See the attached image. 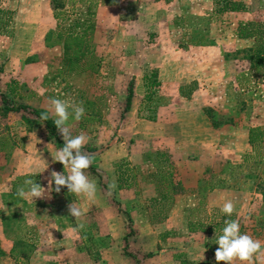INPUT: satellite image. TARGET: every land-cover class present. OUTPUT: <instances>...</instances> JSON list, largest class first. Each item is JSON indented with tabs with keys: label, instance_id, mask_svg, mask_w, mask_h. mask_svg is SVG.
Segmentation results:
<instances>
[{
	"label": "rangeland",
	"instance_id": "374dc122",
	"mask_svg": "<svg viewBox=\"0 0 264 264\" xmlns=\"http://www.w3.org/2000/svg\"><path fill=\"white\" fill-rule=\"evenodd\" d=\"M59 1V10L65 15L56 19L52 31L65 33L71 28L81 33L85 29V39L94 55L83 57L69 69L61 53L59 64H51L61 69L58 78L46 87L47 94L38 104L31 99L32 104L23 109L31 117L30 127L14 113L10 129L0 133V144L10 146L9 142L14 141L21 149L19 154L11 147L0 152V264H179L180 257L196 264H217L214 253L220 232H190L187 221L193 208L194 219L206 225L215 222L226 200L234 204V220H239L241 234H249L264 244V135L247 147L234 130L235 124L243 122L264 131V75L252 70L251 63L246 58L242 61L239 53L234 55L237 72L227 70L213 83H205L199 95H193V75L180 86L176 80L168 85L160 80L145 90L151 93L144 94L139 108L130 114L124 112L128 84L117 78L127 70L115 69L117 62H111L114 58L120 62L123 54L113 52L111 56L109 49L112 46L121 52L123 44L127 45L121 32L114 38L118 29L135 31L139 38L152 33L142 48L152 49L155 59L160 58L158 50L168 51L183 42V46L197 41L206 45L210 37L221 43L227 40L226 45L235 47L237 42L231 33H236L238 21L264 24V0H236L244 8L232 13L218 12L223 0H117L113 5L102 0ZM206 1L208 5L203 6ZM33 3L36 2L0 0V32L10 36L15 24L28 31L27 22L13 25L12 17L21 14L28 19ZM184 23L186 30L179 27ZM50 34L45 43L57 50L61 46L51 44ZM160 34L163 37L157 39ZM98 46L107 49V67L112 68H106L105 75L104 71L99 75L82 73L79 66L96 63ZM35 70V66L26 68L27 79L35 75ZM241 71L244 78L237 83L235 77ZM154 72L157 80L158 72ZM32 87L28 85L26 90L33 91ZM50 98L71 100L84 108L79 121L69 116L68 127L73 136L85 134L87 142L82 151L94 154L91 166L97 174L85 170L97 186L94 200L76 196L66 187L59 193L47 191L45 177L52 170L64 171L59 162L43 166L41 172L12 178L15 167L11 159L53 160L51 153L62 147L44 122L31 113L33 109L45 113ZM9 100L5 98L3 103H22ZM30 128L34 133H29ZM57 134L63 141L58 131ZM120 163L134 174L128 188L117 187L115 166ZM170 178L181 182V193H172L173 200L160 201V205L153 200L156 189H165ZM26 179L44 187L45 197H18L16 190L24 186ZM111 183L116 187L109 194ZM69 203L83 210L79 220L69 215ZM161 217V221L154 222ZM18 240L33 245L29 258L36 255L32 263L29 258L17 256L21 250ZM148 252L153 255L144 256ZM254 264H260L256 257Z\"/></svg>",
	"mask_w": 264,
	"mask_h": 264
},
{
	"label": "crops",
	"instance_id": "0c3cea01",
	"mask_svg": "<svg viewBox=\"0 0 264 264\" xmlns=\"http://www.w3.org/2000/svg\"><path fill=\"white\" fill-rule=\"evenodd\" d=\"M200 1L203 3V0ZM34 2L36 3H33L30 8L32 16H29L28 19H24V16L21 14H18V16L13 15L12 17L14 20L13 25L15 23L21 25L22 23L27 22L28 31H24L22 27H18L15 24V30L10 36L2 31L0 32V133L3 129H10V119L14 118V113H17L19 117H21V123L30 127V121H25L23 119V115L27 116V113L24 112L23 109L17 111H4L2 109L3 100L5 101V98L8 100L9 98L18 99L19 102H22L21 104L26 105L32 104L31 102H33V100L31 99H36L38 104V102L44 98L43 95L47 94L46 87L55 82L61 71V69H55L56 67L51 66L53 63L59 64L62 53L61 47H58L57 50H55L53 47L45 43L47 35L52 32L57 24L51 8V3L49 0H34ZM206 5H208V1L203 4V6ZM1 6L2 5H0V8L2 9L3 7ZM199 6L202 7L201 4H199ZM28 14L31 13L28 12ZM123 24L127 23L123 22ZM186 25L187 24L184 23V25H180L179 27L180 29L186 30L184 28ZM120 32L123 34L120 37L128 40L126 41L127 43H125L127 45L123 44L121 52H118V49L112 46H110L109 49L112 52L111 56H114L113 52L123 54V58L121 57V59H119V61L121 60L120 62H118V59L116 58L112 59L111 62H117L115 63L116 65H113L116 66L115 69H120L121 71L127 70V73L122 72L120 76L117 75V78L121 79L123 84H129L131 82L133 85V97L131 106L128 110L130 114L139 108V103H141L142 97L147 93L145 90H147L148 79L151 76L153 77L154 70L158 72L157 81L159 82L162 80V82L167 85L174 83L175 80L179 86L185 85L187 84L186 80L189 75H193V77H191L194 80L192 81L193 87H195L193 95L197 96L202 92L205 83H207V85L210 82L213 83L214 79L217 80L222 76L221 74L226 73L227 70L233 73L237 72L235 69L236 59L233 56V51L235 52V50L238 49L243 50L244 48H248L252 46L250 44L251 41H254L253 38H240L236 33L232 32L231 37L233 36L237 42L235 47H233L231 43L226 45V42H229L227 40H224L223 43H221V41L210 37L206 45H201L199 41H197L196 43L191 42L189 44L186 42L187 45L183 46V42L181 45L178 44L176 48L171 47V50L168 51L158 50L156 52L159 53L160 51V58L156 57L155 59V53L152 49L142 48L144 47V43H146V39L148 40L149 37H152V33L149 36L139 38L135 31L118 29L115 32L114 38H118V33ZM184 34L186 33L184 32ZM162 37L163 34H160L157 39H161ZM230 42H233V40ZM95 51L97 52V56H99L96 59V63L89 62L85 66H79V69L83 70L82 73L89 74L91 72H97L98 75L100 71H104L102 73L105 75L106 68H112L111 66L107 67L108 51L105 47L99 46ZM89 54H93L91 49L84 57H87ZM140 55L143 57L140 58ZM241 58L243 61V57ZM28 66H35L36 69L35 75L30 76L31 79H27L25 73ZM39 66H42V68H38ZM35 76L37 77L34 78ZM243 78L244 73L241 71L235 77V80L237 83H241ZM28 85L33 86V91H31V89L29 91L26 90ZM181 94L184 95L183 93ZM6 104L10 106L12 105L9 103ZM33 123L40 124L41 122L35 121ZM242 123H239V125L235 124L234 130L237 132L236 134L239 133L238 136H240L241 141L245 143L243 146L248 147L254 145L255 142L253 144L249 143V130L256 127H252L248 123H245V125ZM22 128L26 127L22 126ZM35 129L36 127H34V131H36ZM260 129L263 130L261 127ZM30 130L32 131L29 132L30 134L34 133L32 128H30ZM22 133L26 134V132ZM238 140L239 139L237 138V141ZM9 143L10 146L0 144V152H4V150L7 149L5 147H11L13 152L19 154L21 151L19 146H16L14 141ZM38 151L40 152L39 149ZM10 161H13V168L15 167L13 169L12 178L16 176L20 177L27 172L28 174L41 172L43 166L51 165L53 162V160L44 157L35 161H28L25 157H19L17 160L11 159ZM34 252L37 253V250H34ZM34 256L29 258L31 263Z\"/></svg>",
	"mask_w": 264,
	"mask_h": 264
},
{
	"label": "clouds",
	"instance_id": "9594fccd",
	"mask_svg": "<svg viewBox=\"0 0 264 264\" xmlns=\"http://www.w3.org/2000/svg\"><path fill=\"white\" fill-rule=\"evenodd\" d=\"M47 103V111L40 118L47 121L51 117L62 136L63 147L56 149L54 153H51V156L54 162L61 163L64 168L63 172L52 170L45 177L47 191L54 190L59 193L62 188L66 187L68 192L76 196L94 200L97 192L96 183L85 174V170L93 162L94 154L82 151L87 142L85 134L73 136L68 127L69 116L72 115L75 120L79 121L84 115V108L82 104L67 99L50 98ZM115 187V183L109 184V194ZM45 192L46 189L39 183L32 179H26L24 186L16 190V195L20 198L35 200L44 198ZM67 209L69 215L75 220H79L83 215V210L75 203H69ZM220 210L223 214L231 216L234 211L233 202L226 200ZM216 244H218V248L214 256L217 264H221V262L235 264L236 261L241 264H254V257L260 260V264H264V244L249 234H241L238 219L224 222L222 234L217 237Z\"/></svg>",
	"mask_w": 264,
	"mask_h": 264
},
{
	"label": "trees",
	"instance_id": "16d2710c",
	"mask_svg": "<svg viewBox=\"0 0 264 264\" xmlns=\"http://www.w3.org/2000/svg\"><path fill=\"white\" fill-rule=\"evenodd\" d=\"M103 3L107 5H113L117 3V0H102ZM51 8L53 10L54 17L56 19L63 18L64 17V11L59 10L60 7H62V3H60L59 0H50ZM243 5L240 3V1L236 0H223V4L218 8V12H238L243 10ZM3 12V10L0 8V13ZM90 9H88V13H90ZM4 23V21H1ZM84 24V23H82ZM87 28H91V25H87ZM85 29L81 31V33L75 32L69 28L65 33L62 31H52L50 34V37H53V41L51 44L60 45L62 48V61L63 63L69 68L72 69V65L78 64L81 58H83L87 52L89 53V45L85 39ZM236 34L240 38H254V43L252 46L248 48H244L243 50L238 49L233 52L234 55H238L239 53L242 55L243 58H246L251 63V69L256 71L259 74L264 75V24L252 20L248 21H238V25L236 27ZM155 75V72L153 74V77ZM151 76V78H153ZM158 81L153 78H149V82L147 83V89H149L151 86H153ZM151 93V91H147L146 94ZM133 97V85L130 82L128 84L127 88V95L125 98V104H124V112L128 111L131 106V101ZM149 97V96H148ZM147 98V95H146ZM4 99V98H3ZM4 101V100H3ZM28 107L25 104H19L16 106H10L6 103H3L2 109L4 111H17L24 109L26 110ZM32 114H34L36 117L40 118L44 112L33 109L31 111ZM23 119L25 121H30V117L23 115ZM41 119V118H40ZM32 120V119H31ZM42 122L46 125L47 129L53 136L55 137L57 143L63 147V141L60 139V137L57 134V128L53 122V119L49 118L47 121H44L41 119ZM262 135H264V131H262L260 128H251L249 130V143L253 144L256 140H261ZM88 171L97 174L96 169L93 166H90ZM115 172L117 174V187L119 189L121 188H128L130 187L131 179L134 178V174L125 167L123 168V164L120 163L115 166ZM129 175H126V174ZM168 175L170 176L171 173L168 172ZM125 176V177H124ZM165 178L167 176L164 174L162 175ZM182 185L180 181H176L173 179L167 180V185L165 186V189H161V191H158L156 189V197L153 198V200L158 201L160 205L164 201H172L173 200V194L181 193ZM170 192V193H169ZM173 193V194H172ZM172 194V195H171ZM162 203H161V202ZM194 209H190L189 215H188V221H187V228L190 232H209L212 231V229H217L220 234H222V229L224 227V222L226 220H234L235 214L232 213L231 216H227L223 213L217 214L215 217H217V220L209 225H206L203 220L201 219H194L193 217ZM165 216V214L162 215V217ZM161 218L156 219L154 222L161 221ZM214 224V225H212ZM163 236V235H162ZM161 236V237H162ZM18 243L21 247L19 255L17 256L22 257L24 260H27L29 258L30 251L33 249V245L31 243H28L25 240H18ZM153 255V252H148L144 256H151ZM137 264H140L138 261ZM179 264H196L186 257H180L179 258Z\"/></svg>",
	"mask_w": 264,
	"mask_h": 264
}]
</instances>
